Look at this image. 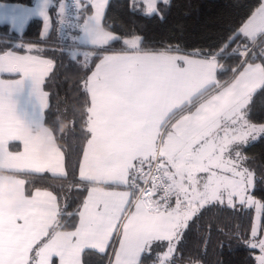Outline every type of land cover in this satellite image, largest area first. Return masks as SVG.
I'll use <instances>...</instances> for the list:
<instances>
[{
	"label": "snow or ice",
	"instance_id": "6c2138e0",
	"mask_svg": "<svg viewBox=\"0 0 264 264\" xmlns=\"http://www.w3.org/2000/svg\"><path fill=\"white\" fill-rule=\"evenodd\" d=\"M142 3L147 17L170 6ZM110 5L0 3L5 36L41 22L37 41L0 47V181L11 185L0 202V264H89L86 254L96 264H178L186 233L213 208L255 210L245 232L218 231L264 264V174L245 152L264 140V119L254 118L258 100L264 109V0L192 50L117 32ZM57 52L80 73L79 176L67 185L66 136L46 120ZM45 174L56 191L37 186ZM65 189L86 192L72 212Z\"/></svg>",
	"mask_w": 264,
	"mask_h": 264
},
{
	"label": "trees",
	"instance_id": "16d2710c",
	"mask_svg": "<svg viewBox=\"0 0 264 264\" xmlns=\"http://www.w3.org/2000/svg\"><path fill=\"white\" fill-rule=\"evenodd\" d=\"M0 2L32 5L34 0H0ZM258 2L259 0H171L169 7L161 6L163 17L161 18L160 15L151 17L143 15L142 0H111L107 16L117 32L135 31L152 47L178 44L182 48L187 47L192 50L207 46L226 24L237 20ZM133 4L136 6L135 9ZM6 31V28H0V47L5 43L15 45L34 42L40 38L41 22L33 20L23 35L12 33L5 36ZM53 41L57 47L60 46L56 33H53ZM85 47L87 46H81L82 49ZM55 55L56 68L52 79L45 85V90L50 93V108L46 111V120L50 126L58 130V136H66V140H58V143L68 150L66 159L69 180L63 182L67 185L69 181L79 176L73 136H78L80 131L79 116L74 111V106L81 100L77 94L80 73L75 66L69 64L66 56H60L59 52ZM74 117L75 133L71 130ZM254 118L264 119V109L260 107L259 100ZM17 147L19 146H13V150H17ZM245 152L250 157L248 164L256 171L257 176L264 174V140L247 147ZM45 175L48 179L37 180V186L56 191L53 186L59 181L53 180L50 174ZM260 187L262 186L258 184L257 198L264 196V193L259 191ZM65 195L68 196L67 211L72 212L86 192L77 193L73 190L68 193L65 189ZM78 196L80 199L77 198ZM61 203L63 204L64 201L61 200ZM253 217L254 210L233 212L230 209L213 208L205 211L186 233L180 245L182 257L178 264H191L192 261H200L201 264H253L250 258L252 253L241 241L230 239L218 231L223 229L224 232H229L239 226L240 231L245 232ZM84 259L89 261V264H96L98 257L94 254H86Z\"/></svg>",
	"mask_w": 264,
	"mask_h": 264
},
{
	"label": "clouds",
	"instance_id": "9594fccd",
	"mask_svg": "<svg viewBox=\"0 0 264 264\" xmlns=\"http://www.w3.org/2000/svg\"><path fill=\"white\" fill-rule=\"evenodd\" d=\"M10 188L11 185L8 183L7 180L0 181V197H2L4 203H9V197L7 196V193Z\"/></svg>",
	"mask_w": 264,
	"mask_h": 264
},
{
	"label": "rangeland",
	"instance_id": "374dc122",
	"mask_svg": "<svg viewBox=\"0 0 264 264\" xmlns=\"http://www.w3.org/2000/svg\"><path fill=\"white\" fill-rule=\"evenodd\" d=\"M170 1H171V0H170ZM0 3H2V2H0ZM9 4H11V3H9ZM253 210H254V209H253ZM254 216H255V210H254ZM255 254H258V250H256Z\"/></svg>",
	"mask_w": 264,
	"mask_h": 264
},
{
	"label": "crops",
	"instance_id": "0c3cea01",
	"mask_svg": "<svg viewBox=\"0 0 264 264\" xmlns=\"http://www.w3.org/2000/svg\"><path fill=\"white\" fill-rule=\"evenodd\" d=\"M19 150H22V146H19ZM0 202H4V201L2 200V201H0Z\"/></svg>",
	"mask_w": 264,
	"mask_h": 264
},
{
	"label": "built area",
	"instance_id": "2783aa9c",
	"mask_svg": "<svg viewBox=\"0 0 264 264\" xmlns=\"http://www.w3.org/2000/svg\"><path fill=\"white\" fill-rule=\"evenodd\" d=\"M69 2H71V0H69ZM65 43V42H64Z\"/></svg>",
	"mask_w": 264,
	"mask_h": 264
}]
</instances>
